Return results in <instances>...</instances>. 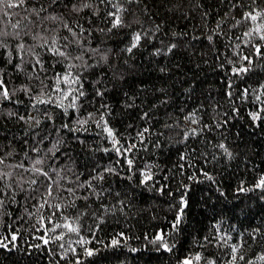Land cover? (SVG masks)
Segmentation results:
<instances>
[{
    "label": "trees",
    "instance_id": "trees-1",
    "mask_svg": "<svg viewBox=\"0 0 264 264\" xmlns=\"http://www.w3.org/2000/svg\"><path fill=\"white\" fill-rule=\"evenodd\" d=\"M121 2L127 10L121 14L122 18L131 26L111 31H108L112 25L107 13L115 9L110 3L100 4L99 0H64L59 6L51 5L50 0H28L24 7L7 9L6 16L0 11V30L8 32L14 31L11 25L19 21L22 26L28 24L27 30L33 34L67 36L72 40L70 33L63 30V24L77 31V25L84 28L79 38L85 48H98L107 53L108 59L100 61L99 55L89 57L85 53V61L96 66L79 69L87 94L81 101L79 117L94 113L98 120L104 115L122 144L137 145V150L128 154L135 161L129 169L124 158L115 152L103 151L112 145L94 121L80 128L73 109L69 108L65 114L55 104L31 107L33 101L18 90L22 85L36 84L35 80L28 79L29 64L25 63L22 73L16 72L12 65L0 64L8 74L10 90H17L11 101L0 100V157H5L0 171L12 173V191L16 193V202L6 199L0 209V243L7 244L0 247V264H76L77 258L80 264H181L186 257L197 253L214 259L216 264H228L231 248L217 243V237L225 233L232 237L229 244H243L239 254L244 255L245 261L238 260L237 264H245L249 259L255 264H264L255 261L257 255L264 254V239H261L264 236V189L255 187L264 176V95L260 101L256 100V95L264 93L260 88L264 85V58L256 56L251 45L245 46L236 39L253 27L250 22L232 27L241 20L243 12L250 9L231 8L229 0ZM83 3H90L92 8L80 12L72 10L73 4L79 7ZM244 3L249 5L251 0ZM41 4L48 7V12L41 15L51 14L59 19L31 24L30 21L36 20L31 16V9ZM255 7L264 8V0H256ZM96 8H99L98 15L93 14ZM222 19V34L214 36L209 43L206 36ZM136 20L140 23H134ZM157 25L160 26L158 31ZM144 31L148 36L141 40L139 47L132 53L125 51L131 45L133 34ZM26 43L38 41L26 38ZM173 43L177 47L168 53L167 48ZM237 43L241 44L240 49L235 48ZM158 49L160 54H157ZM234 51H242L253 60L251 70L240 77L232 75L227 62L229 58L238 59ZM44 60L51 63L47 55ZM14 63L19 61L14 60ZM60 70L58 66L57 71ZM246 88L249 89L247 96L243 92ZM97 89L103 91V97L96 96ZM33 95H39V86L33 88ZM69 102L64 101L65 105ZM145 112L149 114L148 119H142ZM190 113H195L198 124L185 120ZM253 113H259L260 118L254 120ZM18 115H31L41 123L36 126L35 121H20ZM63 124L79 130L69 131ZM144 128L149 131L141 142L136 133ZM193 128L199 134L184 141L185 132ZM57 136L63 141L57 153L58 162L52 161L49 154L43 167L47 171L51 165L60 172L64 177L59 181L62 187H75L77 174L84 181L106 167L115 168L116 172L104 173L103 181L94 182L97 191H105L99 200L94 196L87 201L75 199L88 192L79 189L73 196L67 191H57L54 185L53 196L47 198L49 204L75 201L76 208L62 209L49 222L47 217L55 209L46 204L37 211L43 203L46 182L30 186L33 174L15 166L23 162L26 168L31 167L32 161L38 158L31 149L40 147L39 156L43 157ZM45 137L38 145L37 141ZM220 144L231 152V158ZM146 167H150L153 180L141 184L140 173ZM50 175L57 179L55 174L50 172ZM241 188L245 191H240ZM182 197L187 206L178 228L173 229ZM76 209L85 213L80 220L83 227L79 234L62 228L55 233L45 232V227L51 229L57 223L63 224L64 216L76 217ZM41 215L45 217L43 227L39 222ZM161 231L167 234L169 246L174 245L171 251L157 250V246L150 243ZM61 232L65 233L62 240L51 239ZM120 233L124 236L119 237ZM13 234L17 237L15 241L11 240ZM41 237L49 239V243L45 245ZM81 237L90 243L77 244ZM114 238L121 239V244L111 246ZM85 248L93 249L95 254L87 256ZM69 249H75V254ZM199 264H205L204 260Z\"/></svg>",
    "mask_w": 264,
    "mask_h": 264
},
{
    "label": "snow or ice",
    "instance_id": "snow-or-ice-1",
    "mask_svg": "<svg viewBox=\"0 0 264 264\" xmlns=\"http://www.w3.org/2000/svg\"><path fill=\"white\" fill-rule=\"evenodd\" d=\"M28 0H0V11L4 12V15L6 16L7 9H16L20 7H24L27 4ZM64 0H50V4L54 6H59L62 4ZM79 2V0H78ZM127 3L132 2H139V0H125ZM100 4L110 3L112 4V7L115 9V11H109L107 13L108 17L111 18V25L112 27L108 29V31H111L114 28L119 27H130V24H125L122 13L127 11L123 7V3L121 0H116V2H113V0H99ZM230 7L231 8H244L248 7L250 10L244 11L241 17V20H237L232 27H236L237 25H240L242 22L247 21L250 22L253 27L249 28L247 31H245L242 34V37H236L237 40H240L242 44L245 46L251 45L252 52L261 58H264V8H257L256 0H251V4L245 5L244 0H229ZM65 7H67V4H64ZM84 8H92V5L90 3H83L81 6L77 7L76 4L72 5V10L76 12L82 11ZM48 7L44 4H41L39 8H32L31 9V16L35 17V21H30L31 24H42L43 21L49 20V21H57L59 18L55 15H41V13H47ZM94 15L99 14V8H96L93 11ZM207 13H205V16ZM227 15V14H225ZM28 19V18H25ZM134 23H140V21L136 20ZM224 23V20L222 19L219 23H217L216 28L211 30V34H208L206 36V39L209 41V43L213 42L214 36H220L222 33L220 31L221 25ZM12 29L14 31L8 32L4 30H0V64H8L12 65L14 70L16 72H24L25 63L29 64L31 67V74L28 76L29 80H35V85H22L19 91H22L26 96L29 97L30 100L33 101L31 104L32 108H35L37 104H44V105H53L55 104L57 107L64 110L65 114H67V110L73 109L74 114L77 115L76 124L80 126V128H83L85 125L89 123V121H94L97 125V127L102 128L103 133L106 135V138L110 141L112 147L111 148H104L103 151L105 153L108 152H115L118 157H122L125 160V163L127 164L128 168L131 169L134 166V158H130L128 154L134 153L135 150H137L136 143H129L127 146L121 143L120 137L117 135L116 131L109 126L107 119L104 115H101L98 120L95 119L94 113H88L87 117L80 118L79 117V109L82 107L81 101L86 99V92L84 91L83 82L81 80L82 73L79 71L80 68H91L96 65L88 64L85 61V53L88 54L89 57H94L99 55L100 61L107 62L108 55L106 52H102V50L98 48H85L84 44L81 42V39L79 38V33H83L85 31L84 28L77 25L78 31L74 30L72 26H70L67 23L63 24V30H66L70 35L73 37L72 40H69L67 36H64L63 38L59 37V35L56 36H46L41 33H31L27 30L29 27L28 24L21 25L19 21L17 23L11 25ZM159 25L156 26V30H159ZM50 31V30H48ZM103 31V30H101ZM173 35H176L175 33ZM148 36V32L144 31L141 32H135L132 36V42L129 47L125 49L128 53H132L133 49L139 47L140 42L143 38ZM26 38H30L33 41H38V43L35 44H27ZM193 39H199V37H193ZM259 41V43H255V41ZM14 41V43H12ZM177 45L175 43L171 44L167 48V52L171 53L173 49H175ZM241 44L237 43L235 44L236 49H240ZM36 49H39L40 51H37ZM161 50H157V54H160ZM49 56L51 58V63H48L44 60V56ZM234 55L238 57L236 61H233L232 59H228V64L231 65V73L233 76H243L247 72L251 70V66L253 63L252 57L250 55H244L243 52H235ZM26 57H29L30 59H25ZM14 60H18L19 63H14ZM79 62V63H78ZM244 62H247L245 64ZM46 63L48 66L46 67ZM97 64H99V61H97ZM239 64V66H237ZM60 66L62 70L57 71V67ZM223 67V65H221ZM74 69L76 71H74ZM163 71V69H161ZM7 72H5L4 68H0V100H8L11 101L13 97L15 96V92L17 90H10L9 88V81L7 79ZM39 86V95H33V88ZM229 87H231V83H229ZM261 89H264V85L260 86ZM244 95L247 96L249 89L243 90ZM104 93L103 91H100L97 89L96 96L103 97ZM229 96H231V92L228 93ZM261 95H264V93L256 95V100H261ZM64 101H70L67 105H65ZM17 103H22L20 101H17ZM161 103H166V101H162ZM133 105H129L131 107ZM102 108H106L105 105H101ZM155 107V106H154ZM9 115H15V113H9ZM253 119L256 120L259 117V113H253L252 114ZM149 114L148 112H145L142 116V119H148ZM17 119L20 121H25L26 123H29L31 121H35L36 126H39L41 121L36 119L35 117L29 115L27 117L23 115H18ZM48 120H52L51 116H47ZM186 121H189L192 124H198L199 121L195 118V113H190L188 116L185 117ZM63 128L68 129L69 131H77L78 128H70L68 124H63ZM167 127V126H166ZM205 127H208L205 125ZM219 127V125H217ZM85 131L87 129H84ZM57 133H59V129L56 130ZM149 131L148 128H144L142 131H139L136 133V136L140 139L141 142L144 140V134ZM201 132L203 129L200 130ZM199 133L195 128L190 129L189 132H185L184 134V141H187L190 136H196ZM37 136H39V133H36ZM42 138L37 141V144H42L44 142V139ZM62 139L57 136L54 143H52L51 148L47 150V152L44 153L43 157H40L39 154L41 153L42 149L40 147H34L31 149V151L35 152L38 156L35 160L32 161L31 167L26 168L24 163L21 162L17 164L15 167L19 169H23L25 172H31L34 176L33 179L30 180L29 184L31 185H39L46 182L47 187L45 190V194L43 197V203L39 204V207L37 208V211L39 212L41 209L44 208V206L47 204L49 208L55 209V211L52 213V215L48 216L47 219L49 222L52 220V216L56 215L57 212H62V209H68V208H76L75 201H71L68 204H49L48 197L53 196L54 191V185L56 186L57 191H67L68 193L75 196V193L79 189H85L88 192V195L75 197V199H82L84 201H87L90 197H95L97 200L101 199L105 191L101 189L100 191H97L95 181H103L104 180V173H115L116 169L112 167H106L103 169L102 172H97L96 175L92 176L89 180L81 181L79 178V174L76 176V180L74 181L75 187H62L59 184V181L64 179V177L60 176V172L52 167L51 165L48 166V170L46 171L43 167L45 164V158L51 155V159L54 162H58L59 157L57 156V153L60 151L59 145L62 143ZM82 142V141H81ZM159 147V145H157ZM219 147L224 150V152L228 155L229 158H231V152L228 151V149L225 147L224 144H220ZM7 155H10L7 154ZM184 159L185 157H181ZM5 157H0V165L4 164ZM119 163V161H117ZM95 171V170H94ZM50 172L55 174L57 179H53L52 175H50ZM141 184H147L149 181L153 180V173L150 169V167H146L144 170L141 171ZM204 175L211 180L212 177L208 176L207 173H204ZM43 178L41 180L40 178ZM193 177H190V179ZM12 179V173L11 172H3L0 171V184L3 185V187H0V209H2L5 206L6 199H11L13 203H15V195L16 193L12 191L13 184L11 182ZM7 181V182H6ZM19 186V185H18ZM256 188L264 189V176H261L260 180L255 185ZM36 189H33L35 191ZM164 189L161 188L160 191L162 192ZM20 191L23 192L24 189L22 186H20ZM240 191H245V189L241 188ZM119 195V193H117ZM123 204V201L120 202ZM181 205L180 213L176 217V221L173 223V229H177L178 225L181 222V216L183 215L184 207L187 206V202L181 198ZM78 212V215L73 218H69L68 216H64V223L60 224L57 223L55 226L51 229H48L45 227V232L51 231L53 233L56 232V229H65L68 233H76L79 234L81 232V229L83 225L80 223L81 217L85 213H80L79 209H76ZM105 211H108L107 208H105ZM114 211V209H113ZM94 215V214H93ZM44 220L45 217L43 215L40 216L39 222L41 223V226H44ZM100 223H103V219L99 218ZM96 227H99L97 225ZM258 231V230H256ZM65 233L61 232L59 235L51 237L53 241L56 240H62L64 238ZM166 233L161 231L158 233L151 241L150 243L157 246V250L160 248H163L166 251H171L173 246H169L167 240H166ZM242 235V234H241ZM119 237H123L124 234L120 233L118 234ZM17 239L16 235L13 234L11 237L12 241H15ZM43 243L47 245L49 243V239H46L44 237H41ZM206 241H208V237L204 238ZM253 239H256L255 236H253ZM261 239H264V236H261ZM232 240V237L230 235L222 234L217 237V243L221 244V246H229L231 248V258L228 262V264H237L239 261H245V257L241 253V249L243 248L242 243H232L229 244V241ZM211 242V241H209ZM77 244L84 245L90 243L89 240L84 239L81 237L79 240L76 241ZM121 244V239L114 238L111 241V246L115 247ZM0 247H7V244L0 243ZM36 247H39V245H36ZM61 248L64 247L63 244L60 245ZM73 254H75V249H69ZM85 254L87 256H92L95 254L93 249L85 248ZM132 251H136V249H132ZM239 254V255H238ZM67 256V252L64 254ZM64 258V257H62ZM204 260L205 264H216V261L214 259H208L202 257L200 253H197L194 257L189 256L186 257L183 261H181V264H199L201 260ZM255 261H262L264 262V254L257 255L255 257ZM76 264H80V260L77 258ZM245 264H255V262L251 259L247 260Z\"/></svg>",
    "mask_w": 264,
    "mask_h": 264
}]
</instances>
